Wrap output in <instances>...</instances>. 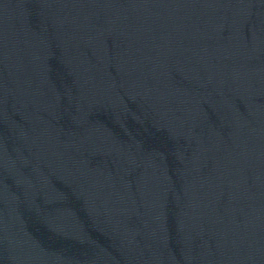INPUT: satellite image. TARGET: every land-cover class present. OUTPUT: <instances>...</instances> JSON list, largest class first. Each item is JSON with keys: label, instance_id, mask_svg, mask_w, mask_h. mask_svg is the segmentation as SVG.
Masks as SVG:
<instances>
[{"label": "water", "instance_id": "obj_1", "mask_svg": "<svg viewBox=\"0 0 264 264\" xmlns=\"http://www.w3.org/2000/svg\"><path fill=\"white\" fill-rule=\"evenodd\" d=\"M0 264H264V0H0Z\"/></svg>", "mask_w": 264, "mask_h": 264}]
</instances>
